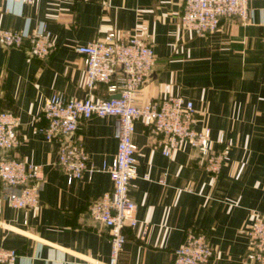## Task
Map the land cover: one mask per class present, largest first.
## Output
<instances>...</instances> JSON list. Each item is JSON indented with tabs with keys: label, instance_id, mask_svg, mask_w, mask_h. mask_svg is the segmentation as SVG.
<instances>
[{
	"label": "crops",
	"instance_id": "crops-1",
	"mask_svg": "<svg viewBox=\"0 0 264 264\" xmlns=\"http://www.w3.org/2000/svg\"><path fill=\"white\" fill-rule=\"evenodd\" d=\"M183 2L0 0V27L31 30L44 22L54 43L44 58L28 56L24 46L0 43V109L13 111L20 121L18 145L0 148V160L21 158L39 164L43 174L38 203L26 209L8 202L0 182V243L16 250L13 264H106L109 259L108 228L88 212L89 203L112 187L109 173L86 171L69 180L56 162L58 138L47 139L36 129L45 122L37 118L45 100L55 92L76 98L110 95L105 82L88 88L83 56L75 50L109 31L137 34L154 49V64L135 102L182 94L193 102L195 126H208L211 146L225 151L214 178L189 144L181 142L164 155L159 137L150 135L142 120L134 121L136 175L128 194L138 222L123 228L118 264H171L173 248L190 228L204 231L213 249L202 264H243L247 228L264 212V0L248 1L247 21L222 17L218 28L205 34L181 25ZM115 128L114 115H93L72 134L83 142L89 164L112 159Z\"/></svg>",
	"mask_w": 264,
	"mask_h": 264
},
{
	"label": "built area",
	"instance_id": "built-area-1",
	"mask_svg": "<svg viewBox=\"0 0 264 264\" xmlns=\"http://www.w3.org/2000/svg\"><path fill=\"white\" fill-rule=\"evenodd\" d=\"M36 4L39 0H17ZM249 0H184L179 13L181 25L197 34H205L218 28L222 17H237L242 22L251 16ZM0 43L6 47L24 46L28 56L44 58L54 48L49 30L39 22L31 30H15L0 27ZM82 54L87 86L93 88L96 82H105L110 95L93 98L66 96L55 92L44 102L41 114L43 124L37 131L47 139L58 138L59 147L56 162L67 178H78L84 172L105 170L109 173L112 187L88 205L89 215L104 224L110 235V254L106 264H118L125 226L138 222L136 203L129 196L131 180L136 175V145L132 140L136 119L148 126L150 135L158 136L161 151L170 156L181 142H186L204 158V169L214 178L220 173L224 148L211 146L208 126L196 127L195 109L191 99L182 94L166 93L154 96L142 103L135 102V96L148 79L155 61L152 45L137 34L118 35L109 31L102 37L75 45ZM114 94H118L115 96ZM116 117V151L110 161L100 166L89 164V154L79 139L72 134L82 121L97 115ZM17 114L0 109V148L13 149L19 141ZM219 143H223L220 134ZM39 164L12 157L0 160V182L7 188L8 202L21 209L35 206L42 180ZM146 177V174L144 175ZM164 178H159L163 182ZM147 224L143 225L145 234ZM247 250L242 257L243 264H264V212L256 213L247 228ZM213 249L202 230L188 229L183 241L173 248L171 264H202L210 260ZM17 256L14 248H5L0 243V263L13 264ZM84 264H94L85 261Z\"/></svg>",
	"mask_w": 264,
	"mask_h": 264
},
{
	"label": "water",
	"instance_id": "water-1",
	"mask_svg": "<svg viewBox=\"0 0 264 264\" xmlns=\"http://www.w3.org/2000/svg\"><path fill=\"white\" fill-rule=\"evenodd\" d=\"M115 96H117L118 94H114ZM1 264V263H0Z\"/></svg>",
	"mask_w": 264,
	"mask_h": 264
}]
</instances>
